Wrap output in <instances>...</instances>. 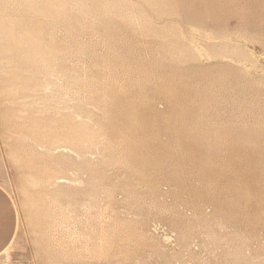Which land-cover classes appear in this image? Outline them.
<instances>
[{
    "label": "rangeland",
    "instance_id": "rangeland-1",
    "mask_svg": "<svg viewBox=\"0 0 264 264\" xmlns=\"http://www.w3.org/2000/svg\"><path fill=\"white\" fill-rule=\"evenodd\" d=\"M0 185L14 264H264V0H0Z\"/></svg>",
    "mask_w": 264,
    "mask_h": 264
},
{
    "label": "crops",
    "instance_id": "crops-1",
    "mask_svg": "<svg viewBox=\"0 0 264 264\" xmlns=\"http://www.w3.org/2000/svg\"><path fill=\"white\" fill-rule=\"evenodd\" d=\"M17 226L16 206L8 192L0 185V264H14L1 256L13 241Z\"/></svg>",
    "mask_w": 264,
    "mask_h": 264
},
{
    "label": "bare ground",
    "instance_id": "bare-ground-1",
    "mask_svg": "<svg viewBox=\"0 0 264 264\" xmlns=\"http://www.w3.org/2000/svg\"><path fill=\"white\" fill-rule=\"evenodd\" d=\"M2 26H3V25H2ZM2 26H1V27H2ZM2 28H4V26H3ZM35 43H36V42H35ZM61 124H62V123H61ZM62 125H64V124H62ZM53 126H54V125H53ZM57 126H58V125H57ZM43 127H44V126H43ZM43 127H42V128H43ZM49 127L52 128V126H49ZM49 127H48V128H49ZM48 128H47V129H48ZM51 128H49V130H50ZM47 129H45V130L47 131ZM46 131H45V132H46ZM50 131H51V130H50ZM52 131H53V130H52ZM52 131H51V132H52ZM47 133H49V132H47ZM45 138H46V137H45ZM45 140H46V139H45ZM51 142H52V141H51ZM62 147H63V146H62ZM56 149H57V148H56ZM63 162H64V161H63ZM61 179H62V178H61ZM65 209H66V208H65ZM67 211H68V210H67ZM67 211L64 212V213L66 214ZM79 213H80V212H79ZM76 214H77V213H76ZM66 216H67V215H66ZM69 216H70V215H69ZM70 217H71V216H70ZM74 217H75V216H74ZM68 219H69V218H68ZM76 221H77V220H76ZM69 222H70V221H69ZM79 223H80V222H79ZM89 223H90V222H89ZM80 224H81V223H80ZM66 225H67V224H66ZM74 225H75V224H74ZM78 226H79V225H78ZM94 228H95V227H94ZM76 241H77V240H76ZM83 243H84V242H83ZM80 244H81V243H80ZM88 244H89V242H88ZM90 244H91V243H90ZM91 245H93V244H91ZM89 246H90V245H89ZM94 246H95V245H94ZM77 247H78V246H77ZM82 247H83V245H82ZM78 248H79V247H78ZM84 252H85V251H84ZM89 255H90V254H89Z\"/></svg>",
    "mask_w": 264,
    "mask_h": 264
}]
</instances>
